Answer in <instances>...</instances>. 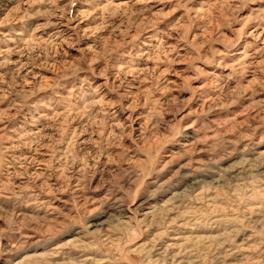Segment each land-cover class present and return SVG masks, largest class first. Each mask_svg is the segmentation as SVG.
<instances>
[{
    "label": "rangeland",
    "instance_id": "rangeland-1",
    "mask_svg": "<svg viewBox=\"0 0 264 264\" xmlns=\"http://www.w3.org/2000/svg\"><path fill=\"white\" fill-rule=\"evenodd\" d=\"M0 264H264V0H0Z\"/></svg>",
    "mask_w": 264,
    "mask_h": 264
}]
</instances>
